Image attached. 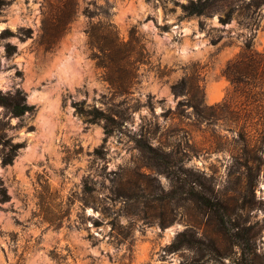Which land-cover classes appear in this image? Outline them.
<instances>
[{
	"label": "rangeland",
	"instance_id": "obj_1",
	"mask_svg": "<svg viewBox=\"0 0 264 264\" xmlns=\"http://www.w3.org/2000/svg\"><path fill=\"white\" fill-rule=\"evenodd\" d=\"M110 1L119 34L135 29L148 57L126 98L113 96L91 58L86 0L50 47L57 0H3L0 90L21 91L34 110L14 117L0 106L1 142L23 144L11 164L0 156L9 196L0 203V264H264V114L221 72L245 44L264 50V0H212L190 16L181 9L188 0ZM181 78L190 87L175 96L170 85ZM227 92L230 105L214 107ZM190 99L197 113L177 108ZM80 101L121 110L122 125L107 136L101 121L75 111ZM138 139L171 151L184 172L156 171ZM184 177L220 203L225 226L186 198ZM182 231L198 242L170 249Z\"/></svg>",
	"mask_w": 264,
	"mask_h": 264
},
{
	"label": "trees",
	"instance_id": "obj_2",
	"mask_svg": "<svg viewBox=\"0 0 264 264\" xmlns=\"http://www.w3.org/2000/svg\"><path fill=\"white\" fill-rule=\"evenodd\" d=\"M86 5L82 10V14L87 19V24L84 28V33L87 37V44L91 51V58L97 68L101 70L102 79L109 85L113 96L126 98L134 85L139 83V68L141 65L148 62L147 52L142 43L141 36L138 32L131 28L128 32L127 39L122 37L116 26L111 20L113 14V1L110 0H86ZM212 0H188L181 4V9L185 15H203L212 5ZM3 0H0V9L2 8ZM78 0H57V10L54 15V30L55 37L48 42V47L54 43L56 38L62 34L70 21L75 17L76 6ZM223 23L229 21V17L222 18ZM28 32V30H27ZM4 35H13V32L8 29L2 31ZM26 36L29 34L25 33ZM5 53L11 56L15 53L16 47L13 44H5ZM222 74L229 80L233 88V92H239L244 98L245 105L254 104L261 108L260 114H264V50L262 52L254 51L250 45L245 44L233 58L229 59L222 68ZM189 79L181 78L179 81L170 85L171 92L175 96L183 95L187 88L189 89ZM197 89H200L197 83ZM229 92V91H228ZM226 93L220 103L213 106H229V93ZM188 93V92H187ZM125 102V101H124ZM0 106H2L10 116L21 117L25 114H31L34 110L33 105L26 102L24 94L16 90L14 93L9 91L2 92L0 90ZM75 111L84 116L89 123L101 121L103 124L104 133L108 136L114 132L116 127L122 125L123 113L121 110L110 109L109 112L103 111L96 106H85L84 101L74 102ZM182 106H192L197 113L200 102L190 99L186 103L179 101L177 108ZM212 106V107H213ZM247 111V110H246ZM257 111V110H256ZM259 124L264 125V117L260 116ZM245 124V122H244ZM3 129L0 123V156L2 164H11L17 151L23 146L21 142H11V140L2 141ZM137 148L141 156L146 162L156 171L166 173L168 176L176 177L178 173H183L181 169H175L172 160V152L161 147H155L150 143L141 139L137 140ZM183 192L186 198L194 204L200 205L207 210L218 215L217 221L221 225H226L225 212H219L221 206L218 201L213 200L207 194L194 190L184 177ZM193 183V182H192ZM184 185H187L184 188ZM85 192L90 191V187L86 185ZM113 195L118 194V191L110 192ZM111 195V194H110ZM122 196V195H121ZM109 200H114L112 197L105 196ZM127 197V196H125ZM9 199L6 189L0 180V203ZM85 205L89 202H84ZM97 222V221H95ZM99 225V224H96ZM131 235L123 234V240L126 241ZM198 240L188 233V231L179 232L174 240L170 243L169 248L176 250L181 246H192Z\"/></svg>",
	"mask_w": 264,
	"mask_h": 264
},
{
	"label": "bare ground",
	"instance_id": "obj_3",
	"mask_svg": "<svg viewBox=\"0 0 264 264\" xmlns=\"http://www.w3.org/2000/svg\"><path fill=\"white\" fill-rule=\"evenodd\" d=\"M214 98H216V96H210V100H212V99H214Z\"/></svg>",
	"mask_w": 264,
	"mask_h": 264
}]
</instances>
